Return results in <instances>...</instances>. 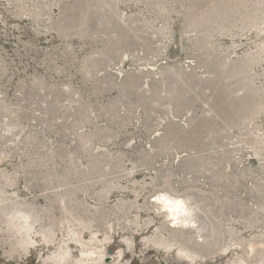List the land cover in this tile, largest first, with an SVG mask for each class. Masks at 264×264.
Returning a JSON list of instances; mask_svg holds the SVG:
<instances>
[{"label":"rangeland","instance_id":"1","mask_svg":"<svg viewBox=\"0 0 264 264\" xmlns=\"http://www.w3.org/2000/svg\"><path fill=\"white\" fill-rule=\"evenodd\" d=\"M0 264H264V0H0Z\"/></svg>","mask_w":264,"mask_h":264},{"label":"bare ground","instance_id":"2","mask_svg":"<svg viewBox=\"0 0 264 264\" xmlns=\"http://www.w3.org/2000/svg\"><path fill=\"white\" fill-rule=\"evenodd\" d=\"M164 206L167 209L168 216L172 217V219L175 220L177 210L179 209L180 206L179 201L172 199H165Z\"/></svg>","mask_w":264,"mask_h":264}]
</instances>
